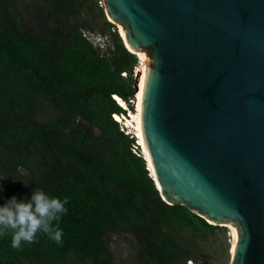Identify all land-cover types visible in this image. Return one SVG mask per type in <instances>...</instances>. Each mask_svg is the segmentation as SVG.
<instances>
[{
    "label": "trees",
    "instance_id": "obj_1",
    "mask_svg": "<svg viewBox=\"0 0 264 264\" xmlns=\"http://www.w3.org/2000/svg\"><path fill=\"white\" fill-rule=\"evenodd\" d=\"M138 62L98 0H0V206L36 188L68 201L61 244L38 233L17 250L9 233L0 264H115L113 233L132 238L131 264H212L222 226L166 203L112 117Z\"/></svg>",
    "mask_w": 264,
    "mask_h": 264
},
{
    "label": "water",
    "instance_id": "obj_2",
    "mask_svg": "<svg viewBox=\"0 0 264 264\" xmlns=\"http://www.w3.org/2000/svg\"><path fill=\"white\" fill-rule=\"evenodd\" d=\"M98 2L146 51L141 130L161 198L237 235L229 264H264V0Z\"/></svg>",
    "mask_w": 264,
    "mask_h": 264
},
{
    "label": "clouds",
    "instance_id": "obj_3",
    "mask_svg": "<svg viewBox=\"0 0 264 264\" xmlns=\"http://www.w3.org/2000/svg\"><path fill=\"white\" fill-rule=\"evenodd\" d=\"M112 96L114 98V94ZM115 101L118 103L116 99ZM116 121L121 122V120ZM67 203V198L61 200L50 197L37 188L33 190L31 199L28 201H18L16 197H12L0 206V237L10 233L11 246L17 250L22 244L35 243L38 233L61 244L63 232L59 227V221L67 212L65 207Z\"/></svg>",
    "mask_w": 264,
    "mask_h": 264
},
{
    "label": "rangeland",
    "instance_id": "obj_4",
    "mask_svg": "<svg viewBox=\"0 0 264 264\" xmlns=\"http://www.w3.org/2000/svg\"><path fill=\"white\" fill-rule=\"evenodd\" d=\"M114 24H115V29L118 31L117 24L119 23H114ZM91 40L94 43H97V42L101 43L102 37L98 35H96V37L91 36ZM139 63L140 62H138V64L133 69V74H132L133 77L136 72L138 75L139 71L137 67H139ZM134 96L130 101L131 107H126L125 112L123 113V116L121 117V122L119 123L120 128L125 133H129V135L131 134L134 135L135 132L131 124L126 123L125 117L128 116L130 111L134 112L135 110ZM129 119H132V118L129 116ZM136 140H137V137H136ZM137 141L136 143H138ZM135 147L136 146L132 148L137 150ZM138 149L142 153L140 145L138 146ZM221 226L222 227L219 229L218 234L212 237H209L205 241L206 247H208V250L212 254V264H229V260H230V249L232 247L233 237L232 236L228 237L223 230L224 225H221ZM107 239L109 241L110 249L112 251V261L115 264H131V256L133 252L132 238L127 234L113 233V234H109L107 236Z\"/></svg>",
    "mask_w": 264,
    "mask_h": 264
},
{
    "label": "bare ground",
    "instance_id": "obj_5",
    "mask_svg": "<svg viewBox=\"0 0 264 264\" xmlns=\"http://www.w3.org/2000/svg\"><path fill=\"white\" fill-rule=\"evenodd\" d=\"M118 25V31L121 35V37L125 40V35H124V31H123V27L121 24H117ZM137 56H138V59H139V67L138 68V76H137V91L135 92V110L134 112H129L128 116L125 117V120H126V123L128 124H131V126L133 127L134 129V136L137 137V142L138 144L140 145L141 147V150L147 160V165H148V168L150 170V175H153V169H152V165H151V161H150V158H149V155L147 153V150H146V147H145V144H144V139H143V135H142V130H141V120H140V102H141V92H142V85H143V79H144V61H145V58H146V51L142 50V49H139L137 51ZM114 98L118 101L119 105H121L123 108H126V104L125 102L120 99V97H118L117 95H114ZM116 114V113H115ZM113 117H115L116 120H121V117L117 114ZM129 116L132 118V119H129ZM133 121V122H132ZM233 239H232V247L231 249L234 247L235 245V241L237 239V235L235 236H232Z\"/></svg>",
    "mask_w": 264,
    "mask_h": 264
},
{
    "label": "built area",
    "instance_id": "obj_6",
    "mask_svg": "<svg viewBox=\"0 0 264 264\" xmlns=\"http://www.w3.org/2000/svg\"><path fill=\"white\" fill-rule=\"evenodd\" d=\"M114 114H115V113H112V117L114 116ZM115 115H116V114H115ZM118 115H119L120 117H122V116H123V114H122V113H119ZM118 115H117V116H118ZM113 118H115V117H113ZM187 262H190V261L188 260Z\"/></svg>",
    "mask_w": 264,
    "mask_h": 264
}]
</instances>
